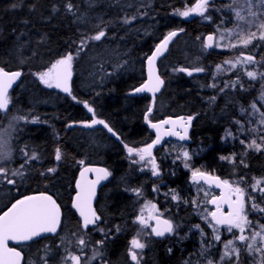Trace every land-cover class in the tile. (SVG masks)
Masks as SVG:
<instances>
[{
	"label": "snow or ice",
	"instance_id": "obj_1",
	"mask_svg": "<svg viewBox=\"0 0 264 264\" xmlns=\"http://www.w3.org/2000/svg\"><path fill=\"white\" fill-rule=\"evenodd\" d=\"M101 3L102 0H76V2L74 0H62V6L55 4L52 6L53 14L60 12L62 7L64 15L70 16L74 24L82 27L77 28L79 39L71 42L72 45H75L73 50L66 49L45 70L33 74L44 88L57 89L76 100L72 93V80L74 63L80 58L81 53L90 50V46L94 47L100 42L106 41L109 28L128 26L138 19H143L148 15V12L141 11V9L150 6L143 2L136 5L132 0H128L127 3H122V0H107V7L109 8L119 6L122 11L125 8H135V11L130 15L125 12L118 18L105 19L106 14H93V10ZM12 7H19V3L13 4ZM35 7L36 5L30 6V10H35ZM214 12L222 13L221 25L225 22V15H228L229 21L234 19L235 23L231 28H222L218 25L216 33L206 36L203 48L219 47L218 42L213 43L217 40V34L219 40L228 41L224 47L229 50L237 47L243 49H247L249 46L259 47L264 44V0H229L228 3L220 5H217L215 0H196V3L191 7H185L184 10L175 9L173 15L185 19L195 15L211 23ZM183 31L184 29L180 28L168 32L161 43L156 46L154 52L146 60L148 79L140 87L134 88L130 94L151 93L154 103L155 95L164 83L157 74L156 61L167 51L173 38ZM20 35H24V33ZM17 39L19 40V37ZM254 42L260 43L254 44ZM19 47L23 48V45ZM33 55H38V53L33 52ZM223 63L231 69L240 66L249 81H258L260 84L259 100L264 102V71L260 70L261 67H264V56L257 60L253 54L240 52L234 58L224 60ZM118 67H123V64L118 65ZM176 70L184 72L188 76H192L193 72L205 71L202 67L191 70L180 67ZM217 71H222L221 66H217ZM112 74L105 72V75ZM22 75V71L9 72L0 67V121H7L6 127L0 130V185L11 186L12 189L17 190L18 185L29 178L30 171L34 170L31 162L38 161L40 156L35 151L29 152L27 145H25L18 150L23 159L18 166L12 167L15 159L12 141L17 138L14 134L22 131L21 123H46L39 116L13 113L12 108L14 106L10 90ZM210 87H215V85H210ZM225 87L238 91H248L253 85L246 86L237 76L236 80L232 81L231 84H226ZM224 90V88L220 89L221 92ZM211 100L214 102L216 97H211ZM84 106L88 112L93 113V118L90 122H80L81 126L93 128L102 125L108 133L120 140V136L107 122L95 117L94 109L91 106L86 102ZM151 112L152 108L149 107L145 114V122L155 130V139L139 148L124 144V149L127 153L126 158L129 166L132 167L133 171L148 172L151 178H156L153 179L151 191L155 195H160L159 185L163 178V170L153 153V149L162 143L165 136H174L180 141H188L190 139L189 128L195 117L180 116L176 119L168 118L158 123H152L149 120ZM240 116L245 119H233L232 121L236 126L235 131L232 128H225L224 135L221 137L222 141L238 140L244 146V152L239 160L236 153L219 157L220 160L232 165L234 172L241 166L245 169L249 167L246 159L249 151L264 154V110H261L256 102H252L248 108L240 107ZM73 126V124L67 125V127ZM248 135L252 138H240ZM63 155L61 148L56 147L54 160L59 163L62 161ZM193 155L194 153L181 145L176 152L173 163L180 161L183 164V167L191 173V182L194 185L207 184L209 188L220 189L219 195H214L206 201L214 206L215 210L213 211L207 209L199 211L200 202L197 199L191 201L196 214L200 215L207 227L211 229L209 237L199 223L189 227V232L199 233L201 238L199 255L203 258V264H264V222H261L264 221V174L253 175L250 178L248 174H245L237 180L223 179L201 168H194L190 163ZM78 163L82 168L79 172V178L75 182L76 193L71 204L72 209L79 217L76 221V228L68 232L64 231L61 205L47 192L25 195L16 199L7 211L0 214V264H26L22 251L10 247V241L28 247L36 245L37 258L33 259L31 264H111L107 256V244L118 237L125 228L120 224H111L105 227L106 221L94 206V201L97 196V186L101 181L108 180L113 174L106 168L84 166L83 160L78 161ZM56 172L57 167L53 166L47 168L46 171L39 172V175L47 179L50 175L54 176ZM89 174H94L95 178H89ZM171 174L175 175V172ZM200 190L202 188L198 187L197 191ZM124 191L135 196L137 202L145 197L143 186L126 187ZM163 195L178 205L189 203V201L183 200L175 189L170 188ZM207 195L208 193L205 191V196ZM225 207L227 211H225ZM146 212L147 214H145ZM252 213L258 214L255 219L249 218ZM131 223L139 226L129 241L126 253L131 264H144L145 252L154 242L163 241L170 237L187 238V234L180 236L179 229L182 225L166 218L152 200H146L141 205ZM221 229L229 233L231 238L222 240ZM97 232L100 234L99 239H95L93 236V233ZM153 237L156 238V241H153ZM217 245H220L218 259L212 254V249L216 248ZM167 252L171 255L172 248L169 247ZM184 264H191V262L186 260Z\"/></svg>",
	"mask_w": 264,
	"mask_h": 264
},
{
	"label": "trees",
	"instance_id": "obj_2",
	"mask_svg": "<svg viewBox=\"0 0 264 264\" xmlns=\"http://www.w3.org/2000/svg\"><path fill=\"white\" fill-rule=\"evenodd\" d=\"M74 2H76V0H74ZM127 2L128 0H122V3ZM132 2L136 5L141 4V2L150 5L149 7L141 9V11L148 12V15L143 17V19H138L131 25L112 27V29L109 28L108 38L106 41H103L104 43L100 42L99 45L94 47L91 46L90 50L81 53L74 69L76 72L81 69L83 76L78 78L75 75L73 77L72 93L76 97V100H73L72 97L68 95L43 88L37 81L32 79L34 73L46 69L47 66L57 59L66 49L73 50L75 45H72L71 42L79 39V33L77 32L78 25L72 22L70 16L64 15L62 7L60 12L55 14L52 12V6L54 4L62 6V0H22V2L21 0H0V67L8 70L15 69L25 71V77L22 76L23 80L21 79L19 84L15 87L17 90L14 88L13 91L10 92L14 106L12 111L14 114L23 115L34 113L35 115L32 114L31 116L42 117V121H44V119L45 121L48 120L46 123L31 124L29 126L22 125L21 123L20 128L22 131L17 134V138L12 142L16 153L15 158H17V160L23 159L18 150L26 144L28 145V151L37 152L40 159L31 162L34 166V170L30 171L29 179H25L26 186L23 187L21 184L18 185V190L15 189L10 202L8 199V201L0 207V212L8 202L11 203L25 195L36 192H47L61 205L64 218L62 227L65 232H68L76 228L77 221L73 215H70L71 209L69 207V200L73 192V181L81 167L78 161L83 160L85 163L87 160L86 164H93L94 162V164L101 163L108 167L109 170L111 169L114 176L115 174H120L118 176L122 175V178L126 180L134 179V176L129 174L132 171V167L129 166L126 158L124 144L139 148L149 143L151 140V134L143 123V116L147 113V109L150 106V99L146 95L137 97L130 96V91L133 87L139 85L143 81L144 56L149 54L152 47L157 43V40L162 37L161 35L172 29H177L179 27L184 29L183 33L179 35L177 39L190 38L189 40H185V45L188 46L187 49L190 48V43L194 46V42H192L191 39L196 37L200 32L208 33L211 30L207 23L198 22L197 20H190L182 24H173L176 22L170 20L173 14L171 15L169 12L175 9L184 10L185 7L191 5L192 1L190 0H132ZM16 3H19V7L13 8L12 5ZM32 5H36L35 10H30V6ZM134 11L135 8H125L122 11L119 6L109 8L107 7V0H102V3L93 10V14H106V19H115L122 16L125 12L130 15ZM151 20L154 21H152L150 25L137 26L140 21L141 23L145 21L148 23ZM24 21H27V23H24ZM171 25L173 26L172 28H170ZM126 28H129V30L127 31ZM151 31H153V35ZM21 33H24V35H20ZM17 37H19V40ZM42 38L43 42L41 43ZM20 45H23V48H20ZM182 45L183 44H179L175 47L182 49ZM137 46H140V49ZM100 48L111 49L114 55L106 56L105 54L101 56L105 57V59H95L96 56H91V54H93L91 52ZM116 48L118 49L117 51ZM131 48L132 50H129ZM146 49L147 51H145ZM131 51L134 54L132 53L131 55ZM188 51L191 53L194 52L193 49H189ZM33 52L38 53V55H33ZM170 53L171 52H168L159 62L170 59V63L180 62L179 59L173 58L172 53ZM259 54H257L256 57H259ZM90 57H93V59ZM104 60H108V62ZM213 60L215 61L214 58ZM118 61L124 66L118 67ZM125 61L126 63H124ZM87 65H90L88 66L90 69L86 67ZM201 65L202 68L210 66L208 59H205V62ZM103 66H107V68ZM130 68H135L136 71L133 70V72H130ZM108 69L110 72L112 71V75H104L105 72L109 71ZM158 69L159 74L163 77L164 87L162 92L155 98L149 119L156 120L159 117L163 118L166 116L179 115L195 117L193 119V127L190 135L192 138L191 143L193 144L189 143L188 145H184L181 143H173L179 146L184 145L189 148H197V150L194 151L195 157L192 159L195 168H201L204 171L214 173L221 178L230 180H237L240 176L245 174H248L249 178L253 175L260 176L264 174V154H257L253 151H249L246 157L249 167L245 169L241 166L236 169L235 172L233 171L232 165L226 161L222 162V160L219 159L221 155L226 156L231 153H236L237 159L239 160L244 152V146L241 145L238 140L222 141L221 137L224 135L222 132L224 128H232L233 131H235L236 126L232 123L233 119H245L242 118L238 112L241 106L247 107L249 100L244 97L246 96L244 95L245 92L242 93L238 90H229L228 93H230V95L227 96L229 98H226L229 100L230 104L226 102L224 107L220 103H222V98L225 97L219 95L218 103H216V101V106L213 108L216 111L209 112L205 109L206 106L199 107V104L196 105L197 97L201 96L203 99L205 98L207 100L208 97L206 95L210 97L215 96L205 92L206 88L203 86L206 84H203L204 82L202 80L197 81V83L195 82V85L191 86L189 82L195 79L192 80V78H188L181 72H177L175 75H168L166 71H163L159 67ZM97 73H100V75H97ZM17 87H19V89ZM111 91H115L113 92L114 94ZM250 95H253L252 91H250ZM193 98H195L196 102L192 101ZM85 102L94 109L96 118L107 122L117 134L121 136L120 140H117L115 137L112 138L111 133H106L104 130L99 133L92 130L87 136H79L76 127L77 124L88 119V115L83 109ZM159 105H164V109H159ZM158 112H161L160 116H158ZM47 113H49V117H47ZM213 113L217 116L216 120L215 117L209 116ZM69 124H73L74 127H67ZM247 126L246 123V127ZM194 128L196 129L195 131ZM26 129L28 132L23 133ZM193 134L195 135L194 137ZM237 135H239V133H237ZM197 136L199 139H197ZM240 138L251 139L252 137L248 135L247 137L241 136ZM18 140H21V143H19ZM121 140L123 143H121ZM95 142H97L96 145L94 144ZM90 145H92V147ZM100 146L102 147L100 148L101 150L97 148ZM56 147H60L64 154L59 164L54 160V150ZM86 147H88V150ZM92 148H95L94 151H92ZM81 149L83 150L81 151ZM91 151L93 153L95 152L94 156L92 155L93 153L91 154ZM84 156H86V159ZM166 159L170 161V158ZM165 162L166 161H163V164ZM175 165L177 167L180 166L177 162ZM53 166L57 167V172L54 176L50 175L46 180L45 177L39 175V172L46 171L47 168ZM177 173L175 178H172L173 176L170 177L171 179L169 178L170 185L172 186H170V188L176 190V187L179 186L177 192L183 200L188 199L189 201V196L193 193L192 189L188 188L189 186L186 187L187 182L179 168H177ZM140 179L143 180V177H140ZM31 181H33V183ZM115 189H118V182H115L112 187V190ZM126 200L127 197H123L115 190L114 193L99 194L96 202L97 210L103 215L106 221L104 224L105 227L111 224H122L121 226L125 228L118 237L113 241H109L107 244L106 251L111 264L128 263L126 253L129 241L133 237L132 235L136 233V227L130 222V207L128 204L129 202ZM166 215L170 216L174 222L182 225L179 229L180 236L187 234V238L180 239L179 237H171L170 242L166 241L167 239L154 242L148 251H146L148 257L145 255L144 264H184L186 260L190 261L191 264H203V258L198 254L200 251L201 238L199 233L189 232V227L192 224L199 223L209 237L211 235V230L203 224L202 220V223H200L198 215L189 204L180 203L178 205L171 200ZM257 215L258 214L254 213L253 217L256 218ZM221 234L222 240H226L227 236L223 232H221ZM94 235H96V233H93V236ZM99 235L96 236V239L97 237L98 239L100 238ZM169 247L172 248L171 255L167 252ZM219 248L220 245H217L216 248L212 249V254L216 259L219 257ZM195 254L199 255V258L196 257Z\"/></svg>",
	"mask_w": 264,
	"mask_h": 264
},
{
	"label": "rangeland",
	"instance_id": "obj_3",
	"mask_svg": "<svg viewBox=\"0 0 264 264\" xmlns=\"http://www.w3.org/2000/svg\"><path fill=\"white\" fill-rule=\"evenodd\" d=\"M215 2H216L217 5H220L222 3H228L229 0H215ZM195 3H196V0H194L193 4L190 5V6H188V7L193 6ZM212 15H213L214 22H211V23L208 22V21L202 20L199 16H195V15L189 17L191 19L187 18V20L188 21H190V20H197L198 22H205V23H207L209 25V29L211 30L210 32L212 34L216 33V28H217L218 25H220L222 28H224V27L231 28V27H233V24L235 23V20L234 19L231 20V21H229L228 15H225V22H224L223 25H221L220 17L222 15V13H220V12H214ZM192 17H194V18H192ZM178 18L181 19V20H186L185 18H181L179 16H178ZM78 27H82V26L81 25H78ZM126 30H129V28H126ZM151 32H152V35H153L154 34L153 31H151ZM204 33L205 32H200L196 37H194L193 39H191V41L194 42V46L190 43V48L189 49H193L194 50L193 53L189 52L188 51L189 49H187L188 46L185 45V40H189L190 38H188V39L187 38H185V39L181 38V40L180 39L179 40L177 39L176 42L172 45V47H173L172 49L175 50V46H178L179 44H183L182 45L183 46V50H186V52L183 51V54L181 55L180 58L179 57H173L175 59L178 58L180 60V62H178V63H170L171 59L170 60H164V61H161V62L158 63L159 64L158 67L160 69H163V67L166 66L163 69V71L169 72L168 75H175L177 72H179L176 69H178L180 67H187L190 70L191 69H194V68H197V67H202L201 64L203 62H205V59H208V62L210 64V66H207L205 68H209V70L208 71H205V72H200L199 73L200 76L195 81L196 83H197L198 80H202L204 82L203 84H206L203 87L206 88V89H208V88L211 89L212 87H210V85H216L215 84V81H218L219 79H221V80H219L217 82L218 84H220L218 95H223L224 97H226V96H229L230 95V93H228V91L229 90L230 91L233 90L231 88L225 87L226 84H231V82L234 81V80H236L237 79V76H239L240 79H241V81L243 83H246L247 85H249V84H252L253 85V87H250L248 91H240L242 93L245 92L244 95H246V96H244V97L247 100H249L248 103H247V107H245V108H248V105L250 103L256 102L257 103V106L258 107H261V110H264V102H261L259 100V95H260V84H259V82L258 81H252V82L249 81L248 78H247V76L243 74V69H241L240 66H237L236 69H231V68H229L228 65H226V64L223 63L224 60H226V59H232L235 56H237L240 52H244L246 54H253V55H255V57L260 52V54H259L260 56L259 57H256L257 60H259L262 56H264V44H261L259 47L249 46V48H247V49H243V48L237 47L235 49L229 50L228 48H225L224 47V45H226L228 43V41H226V40H224V41L219 40V36L217 34V40L214 41L213 43L215 44V43L218 42L220 46L219 47H213L211 49H205V48H203V42H204L203 41V36H204ZM163 35H161V36H163ZM197 37H200V39H197ZM233 42H235V39H233ZM259 43L260 42H254V44H259ZM172 49H170V50L172 51ZM91 53H93V54H91V56H96L95 59H105V57H101V56H103L105 54H106V56H108V55H110V56L111 55H114V54H112V50L111 49H105V48L96 49L95 51L93 50ZM209 53H212L213 55H209ZM90 58L93 59V57H90ZM213 58L215 59V61L213 60ZM77 61H78V59L74 63V68L76 67ZM104 61H107L108 62V60H104ZM118 65H120V62H118ZM217 66H221L222 71H219L218 72L217 71ZM171 67H173V68H171ZM260 70L264 71V67H261ZM82 74L83 73H81V71L78 70V72H76L75 69H74V75L73 76L77 75V77L80 78L81 76H83ZM32 76H33L32 79H34L35 81L38 82V80L36 79V77L34 75H32ZM38 84H39V82H38ZM39 85H41V84H39ZM41 86L43 87V85H41ZM221 88H224L225 90L223 92H221L220 91ZM45 89H47V88H45ZM51 90H55V91L58 92L57 89H51ZM250 91H252V93H253L252 96L250 95ZM199 95H200V93H199ZM206 96L208 97V99H207L208 101L206 102L207 105H206L205 109H207V111H209V112H215L216 110L213 109L216 106L215 101L212 102L211 97L209 95H206ZM215 97H216V93H215ZM227 98H229V97H227ZM227 98H222V99H227ZM161 108L164 109V105H159V109H161ZM83 109L85 110L86 114L88 115V119L86 121H84V122H90V120L93 118V113L88 112V110H87V108L85 106H83ZM238 112L240 113V110H238ZM158 113H159L158 116H160L161 112H158ZM215 115L216 114L213 113V114H210L209 116L215 117V120H216L217 119V116H215ZM5 125H7V121L6 120L5 121H0V130H2L4 127H6ZM22 125L29 126L30 124H22ZM77 126L76 127H77V130H78L79 135H83V136L89 135L92 130L93 131L95 130L96 133H99L102 130H104L107 133V130L104 129L102 125H97V126H94L93 128H88V129H86L85 127L81 126V123L77 124ZM73 127H71V128H73ZM224 130H225V128L222 130L223 134H224ZM14 135L17 137V134H14ZM167 143L168 144L165 143L162 146L161 150L158 152V156L161 157V158L162 157L170 158V162L173 163V159L176 156V152H177V150H179V148H180L181 145L179 146V145L173 144L175 142H171V141H170V143L169 142H167ZM147 144H145V145H147ZM181 144H183V143H181ZM144 146H141V147H144ZM184 147L188 151H190L191 153H194V151L197 150V148H189L187 146H184ZM126 156H127V154H126ZM194 157H195V154L193 155V158ZM20 161H21V159H20ZM20 161L17 160V158H15L13 162H15L16 164L15 163H12V167L18 166V164L20 163ZM157 161H158V159H157ZM158 163H160V162L158 161ZM177 163H178V165H180V166L182 165L183 166V164L180 161H177ZM190 163L193 166L192 161ZM181 168H182L183 171H186L187 170V169L185 170L184 167H181ZM187 172H188V174H187V186H189L188 188H191L192 189V192H193L191 194V196H190L191 198L189 197L191 200L189 199V203L188 204L193 209V207L191 205V201L193 199H197L200 202V209H199V211H203L204 209H207L208 211H213L214 210V206L211 205V204H208L206 201L208 199H210L212 196L216 195V192L215 191H212V190H209V189H206V188L203 189L204 186H202V185H200V186L194 185L191 182V173L188 170H187ZM144 173H148V172H144ZM169 175H170V172H169ZM149 176H150V173H149V175H148L147 178H151ZM117 177L114 176L113 180L115 179L116 182H120L121 179H122V175H121V177H118V178ZM25 181L26 180H24L23 182L20 183L23 187L26 186L25 185L26 184ZM191 184H192V186H191ZM1 187H2V189H1ZM10 187L11 186L0 185V189H1L0 190V207L3 206L8 201V199H9V202H10L11 196L13 195V192L15 191V189H12ZM198 187L202 188V190L197 191V188ZM205 191H207V193H208L207 196H205ZM187 201H188V199H187ZM144 202H140V204L138 205L137 212H136V209H135V216H136V213H138L141 205ZM193 211H195V213H196V210L193 209ZM145 214H147V212ZM253 215H254V213H252L249 218L250 219H255L253 217ZM198 217L200 219V223L203 222V224L207 227V224L204 223V221L201 219L200 215H198ZM201 220H202V222H201ZM221 232H223L227 236V239H230L231 238V235L229 233H227L224 229H221ZM98 235H99V233L97 232V235H94L95 236L94 238H96V236H98ZM32 248H35V246H33ZM35 249L36 250H34L32 252V254L28 257L27 261L29 260V258H31V259L29 260V262H27V264H31V261L33 259H36L37 258L36 257L37 248H35ZM128 261L129 262L126 263V264H131V261L130 260H128Z\"/></svg>",
	"mask_w": 264,
	"mask_h": 264
},
{
	"label": "flooded vegetation",
	"instance_id": "obj_4",
	"mask_svg": "<svg viewBox=\"0 0 264 264\" xmlns=\"http://www.w3.org/2000/svg\"><path fill=\"white\" fill-rule=\"evenodd\" d=\"M190 1H192L191 2V5L193 4V2H194V0H190ZM173 12H174V10H172L171 12H169V14H173ZM175 16V18H170V19H172V21L174 22H176V24H178V23H180V24H182V23H184V22H187L188 20H179V18H178V16H176V15H174ZM178 20V21H177ZM179 28H182V27H179ZM172 30H174V29H172ZM179 35H181V34H179ZM178 35V36H179ZM178 38V37H177ZM177 38H176V40H177ZM175 40V41H176ZM171 49V48H170ZM169 49V50H170ZM209 55H212V54H210L209 53ZM203 64V63H202ZM189 69V68H188ZM204 69H205V71H208L209 70V68H205L204 67ZM204 71V72H205ZM185 76H187L188 78H192V80L193 79H195L194 81H196L197 80V78L200 76L199 75V73H197V72H195V75L193 74L192 76H188V75H186L185 74ZM219 80H221V79H219ZM218 80V81H219ZM199 81V80H198ZM218 81H215V87H212L211 89L210 88H208V89H206L205 90V92L207 93V94H213V95H215V93H216V100H215V102L216 103H218V99H219V95H218V93H219V87H220V84H218L217 82ZM209 86V85H208ZM150 120V119H149ZM156 120H159V118L158 119H156ZM155 120V121H156ZM151 122H153L154 120H150ZM143 123H144V126H145V115H144V117H143ZM192 127H193V120H192V123H191V129H190V132H189V136H190V134H191V130H192ZM151 134V133H150ZM151 140L149 141V143H151V141H152V139H153V135L151 134ZM190 139H191V137H190ZM192 141V140H191ZM190 141V142H191ZM168 142V141H167ZM167 142H165V143H167ZM148 143V144H149ZM164 143V144H165ZM163 144V145H164ZM187 144V143H186ZM163 145H161L160 147H156L155 149H153V153H154V155L157 157V159H158V161L161 163V168H162V170H163V177L165 178V180L163 179L162 181V183L160 182V189H161V194L160 195H155V194H153L152 193V191H151V189L150 188H152V183H153V179H156V178H148L147 179V177H148V175H149V173H141V172H139V171H131L130 173H131V176H134V179L133 180H126L125 178H122L121 179V181L120 182H118V189H115V190H117L123 197L125 196V197H127V200L126 201H128L129 203V207H130V213H129V217H130V220L132 221V219L135 217V209H136V212H137V210H138V205L140 204V202H144V201H146V200H152L154 203H156L157 204V206L159 207V209L164 213V215H165V217L167 218H169L170 216H168V215H166V213H167V210H168V205H170V202H171V199L169 198V197H165L164 195H163V193H165V192H167V190L169 191V188H170V181L169 180H167V179H169L170 177H172V176H174V175H172L171 174V172L170 171H172V172H175V175H177V169H175V168H179V170L182 172L183 170H182V168H181V166H179V167H177L174 163H171V162H169L168 160H166V162L164 163V165H163V161H165V159H166V157H162L163 158V160H162V158L161 157H159L158 156V152L160 151V149L162 148V146ZM160 148V149H159ZM168 162V163H167ZM166 164H167V166H166ZM171 164H173V165H171ZM87 165V164H86ZM99 165V164H98ZM170 167H169V166ZM173 166V167H172ZM103 167H105L104 165H103ZM133 167H135V166H133ZM170 169H169V168ZM168 168V169H167ZM171 168H173V170L171 169ZM106 169H108L109 170V168L108 167H106ZM165 169H166V171H165ZM110 171V170H109ZM112 172V171H111ZM169 172H170V175H169ZM129 173V174H130ZM184 175V177H186L187 176V174H188V172H186L185 173V171H183L182 172ZM113 174V173H112ZM137 174V175H136ZM185 174H186V176H185ZM119 174H115V176H118ZM130 176V177H131ZM136 176V177H135ZM146 178H145V177ZM139 178V177H143V180L141 179V180H139V179H135V178ZM112 178H114V175H112L111 176V178L109 177V179L99 188V190H98V195L99 194H103V193H108V194H110V193H114L115 192V190H112V187H113V185H114V183L116 182V180L114 179V181H112L113 179ZM167 178V179H166ZM110 179H112L111 181H110ZM186 179V182H187V177L185 178ZM74 181H75V179H74ZM74 181H73V185H74ZM139 181V182H138ZM164 181H166V182H164ZM134 183H136V184H134ZM164 183V184H163ZM73 185H72V190H73ZM147 185H149V186H147ZM124 186V187H123ZM139 186H143V188H144V191H145V197H144V199L143 200H140L139 202H137V199H136V197L135 196H133L131 193H129V192H126V191H124V188H126V187H132V188H134V187H139ZM166 186V187H165ZM168 186V187H167ZM148 188V189H147ZM162 188H163V190H162ZM123 189V190H122ZM108 190V191H107ZM149 190V191H148ZM164 190H166V191H164ZM107 191V192H106ZM73 192H74V190H73ZM73 192H72V194H73ZM125 192V193H124ZM216 192V195H217V191H215ZM37 193V192H36ZM98 195H97V197H98ZM72 196V195H71ZM70 199H71V197H70ZM97 199L98 198H96V201H95V204H94V206L96 207V202H97ZM14 202V201H13ZM13 202H11V203H7L4 207H3V209H2V211L3 210H5L10 204H12ZM69 203H70V200H69ZM69 207H70V209H71V206L69 205ZM137 207V208H136ZM62 210V209H61ZM215 210V209H214ZM1 211V212H2ZM0 212V213H1ZM70 215H73L75 218H76V220L78 221V219H77V217H76V215L74 214V212L72 211V209H71V212H70ZM136 215H137V213H136ZM132 216V217H131ZM171 219V218H170ZM63 221H64V218H63ZM130 221V222H131ZM136 228H135V230L137 231V229H138V225H135V224H133ZM51 239H54V238H51ZM153 239V241H155L156 240V238H152ZM170 240H171V237L170 238H168L166 241H168V242H170ZM33 246H35V248H37L36 247V245H32L31 247H28V246H26V245H21V246H17V247H15V248H17L18 250H21L22 251V254L24 255V257H25V262H26V264H27V262H29V260L31 259V258H29V260L27 261V259H28V257L32 254V252L34 251V250H36L35 248H32ZM146 251H148V249L146 250ZM145 255H146V252H145ZM147 257H148V254L146 255ZM145 258V257H144ZM127 259V261H128V257L126 258ZM129 262V261H128Z\"/></svg>",
	"mask_w": 264,
	"mask_h": 264
},
{
	"label": "bare ground",
	"instance_id": "obj_5",
	"mask_svg": "<svg viewBox=\"0 0 264 264\" xmlns=\"http://www.w3.org/2000/svg\"><path fill=\"white\" fill-rule=\"evenodd\" d=\"M171 15H172V14H171ZM173 16H174V15H173ZM173 16H172V18H175V16H174V17H173ZM105 17H106V16H105ZM106 18H107V17H106ZM106 18H105V19H106ZM192 18H194V17H192ZM198 18H199V17H198ZM189 19H191V18H189ZM170 20L172 21V19H170ZM186 20H187V19H186ZM152 21H154V20H151V21H149L148 23H147L146 21H145L146 23H145V22H142V23H141V21H140V22L137 24V26H138V27H141V26H147V25H150V23H151ZM177 21H178V20H177ZM173 24H176V23H173ZM173 24H172V25H173ZM172 25H171L170 28H172V27L174 26V25H173V26H172ZM175 26H176V25H175ZM111 29H112V28H111ZM127 31H128V30H127ZM109 32H110V30H109ZM111 32H112V31H111ZM110 34H111V33H110ZM177 37H179V36H177ZM155 39H156V38H155ZM131 40H132V39H131ZM107 41H108V40H107ZM127 41H128V40H127ZM157 41H158V40H157ZM112 42H113V41H112ZM125 42H126V41H125ZM128 42H130V41H128ZM128 42H127V43H128ZM133 42H134V41H133ZM133 42H132V43H133ZM102 43H104V42L102 41ZM113 43H114V42H113ZM116 43H117V42H116ZM119 43H120V41H119ZM123 43H124V42H123ZM123 43H122V44H123ZM132 43H131V44H132ZM110 44H111V43H110ZM120 44H121V43H120ZM131 44H130V45H131ZM150 44H151V43H150ZM107 45H108V44H107ZM117 45H118V44H117ZM130 45H129V46H130ZM147 45H148V44H147ZM153 45H154V44H153ZM153 45H152V46H153ZM105 46H106V45H105ZM124 46H125V45H124ZM134 46H135V43H134ZM112 47H113V46H112ZM112 47H111V48H112ZM115 47H116V46H115ZM118 47H119V46H118ZM118 47H117V48H118ZM121 47H123V46H121ZM137 47H138V46H137ZM117 48H116V51L118 50ZM126 48H128V47H126ZM138 48L140 49V46H139ZM144 48H145V47H144ZM146 48H147V47H146ZM172 48H173V47H171V49H172ZM141 49H142V48H141ZM17 50H18V48H17ZM125 50H126V49H125ZM129 50H132V48L129 49ZM19 51H20V50H19ZM19 51H18V52H19ZM138 51H141V50H138ZM138 51H137V53H138ZM143 51H144V50H143ZM145 51H147V49H146ZM170 51H171V50H170ZM170 51H168V52H170ZM172 51H173V52H172ZM172 51H171V53H172L173 57H179V58H180L181 55L183 54V51L186 52V50H183V48H182V49H178V48L176 49V47H175V50L172 49ZM114 52H115V51H114ZM118 52H119V51H118ZM125 52H126V51H125ZM127 52H128V51H127ZM141 52H142V51H141ZM122 53H123V52H122ZM129 53H130V52H129ZM132 53H133V52L131 51V55H132ZM137 53H136V54H137ZM147 53H148V52H147ZM133 54H134V53H133ZM143 54H144V53H143ZM145 54H146V53H145ZM125 55H126V54H125ZM127 55H128V54H127ZM137 55H139V54H137ZM116 56H117V55H116ZM118 56H119V55H118ZM122 56H123V54H122ZM145 56H146V55H145ZM145 56H144V58H145ZM128 57H129V56H128ZM128 57H127V58H128ZM135 57H136V56H135ZM135 57H134V58H135ZM206 57H207V56H206ZM115 58H116V57H115ZM120 58H121V57H120ZM129 58H130V57H129ZM140 59H141V58H140ZM177 59H178V58H177ZM101 60H102V59H101ZM113 61H114V60H113ZM105 62H106V61H105ZM116 62H117V61H116ZM118 62H119V61H118ZM175 63H176V62H175ZM158 65H159V64H158ZM163 65H164V64H163ZM88 66H90V65H87L86 67H88ZM103 67H105V66H103ZM162 67H163V66H162ZM162 67H161V68H162ZM165 67H166V66H165ZM165 67H163V69H164ZM169 67H170V66H169ZM175 67H176V66H175ZM80 68H83V67H80ZM88 68H89V67H88ZM105 68H107V66H106ZM128 68H129V66H128ZM171 68H173V67H171ZM18 69H20V68H18ZM78 69H79V67H78ZM89 69H90V68H89ZM89 69H88V71H89ZM163 69H162V70H163ZM7 70H8V69H7ZM83 70H84V69H83ZM104 70H105V69H104ZM108 70H109V69H108ZM133 70L136 71L135 68H134V69L130 68L129 71H130V72H133ZM158 70H159V69H158ZM19 71H21V70H19ZM79 71H81V69H79ZM86 71H87V70H86ZM127 71H128V70H127ZM22 72H23V75H22V76L25 77V71L22 70ZM77 72H78V71H77ZM89 72H90V71H89ZM107 72H110V70L107 71ZM111 72H112V71H111ZM81 73H83V72H81ZM167 73H169V72H167ZM77 74H78V73H77ZM98 74L100 75V73H97V75H98ZM82 75H83V74H82ZM104 75H105V74H104ZM194 75H195V74H194ZM76 76H77V75H76ZM160 76H161V75H160ZM73 77H74V76H73ZM162 78H163V77H162ZM24 79H25V78H24ZM92 79H93V78H92ZM95 79H96V78H95ZM22 80H23V79H22ZM26 80H27V79H26ZM72 81H73V80H72ZM90 81H92V80H90ZM90 81H89V82H90ZM104 81H105V80H104ZM163 81H164V80H163ZM93 82H94V81H93ZM72 83H73V82H72ZM102 83H103V82H102ZM95 84H96V83H95ZM189 84H190L191 86H194V85H195V81L189 82ZM189 84H188V85H189ZM99 86H100V85H99ZM113 86H114V85H113ZM72 87H73V85H72ZM17 88L19 89V87H17ZM20 88H21V87H20ZM99 88H100V87H99ZM104 88H105V87H104ZM15 89H16V88H15ZM130 89H131V88H130ZM16 90H17V89H16ZM12 91H13V90H12ZM108 91H109V90H108ZM116 91H117V90H116ZM15 92H16V91H15ZM93 92H94V91H93ZM97 92H98V91H97ZM97 92H96V93H97ZM111 92H112V91H111ZM113 92H115V91H113ZM113 92H112V93H113ZM13 94H14V93H13ZM109 94H110V93H109ZM113 94H114V93H113ZM16 95H17V94H16ZM97 95H98V94H97ZM108 97H109V96H108ZM110 97H112V96H110ZM113 97H114V96H113ZM135 97H137V96H135ZM226 97H227V96H226ZM226 97H225V98H226ZM133 98H134V97H133ZM195 98H196V97H195ZM195 98H193L192 101H193V102H196V101H197L198 103L196 102V105L199 104V107H200V106L205 107V106L207 105L206 102H207L208 100L203 99V98L200 96V97H197V99H196V101H195ZM12 99H13V98H12ZM111 100H114V99H111ZM108 101H109V100H108ZM24 102H25V101H24ZM226 102H229V100H228V99H222V103H220V104L224 107V104H226ZM16 103H17V102H16ZM112 103H113V101H112ZM229 104H230V102H229ZM23 105H24V104H23ZM23 108H24V107H23ZM12 110H13V108H12ZM40 110H41V109H40ZM44 110H45V109H44ZM46 110H47V109H46ZM147 110H148V109H147ZM48 111H49V109H48ZM46 112H47V111H46ZM36 113H37V112H36ZM32 114L35 115L34 113H32ZM32 114H31V115H32ZM44 114H45V113H44ZM47 117H49V113H47ZM143 117H144V116H143ZM41 118H42V117H41ZM43 118H44V117H43ZM45 118H46V117H45ZM159 119H160V117H159ZM44 121H45V119H44ZM46 121H48V120H46ZM5 123H6V122H5ZM1 124H2V123H1ZM22 124H23V123H22ZM30 125H31V124H30ZM5 126H6V125H5ZM33 126H34V125H33ZM202 126H203V125H202ZM1 127H2V126H1ZM34 127H35V126H34ZM77 127H78V126H77ZM23 128H24V127H23ZM32 128H33V127H32ZM32 128H31V129H32ZM37 128H38V126H37ZM86 129H88V128H86ZM2 130H3V129H2ZM34 130H35V129H34ZM195 130H196V129L194 128V131H195ZM30 131H31V130H30ZM82 131H83V130H82ZM26 132H28L27 129L24 130L23 133H26ZM35 132H36V131H35ZM37 132H38V131H37ZM198 132H199V131H198ZM193 133H194V132H193ZM34 134H35V133H34ZM195 134H196V133H195ZM198 134H199V133H198ZM201 134H202V133H201ZM55 135H56V134H55ZM58 135H59V134H58ZM190 135H191V134H190ZM199 135H200V134H199ZM202 135H203V134H202ZM79 136H80V135H79ZM194 136H195V135L193 134V137H194ZM58 137H59V136H58ZM80 137H81V136H80ZM120 137H121V136H120ZM151 137H152V136H151ZM56 138H57V137H56ZM102 138H103V137H102ZM112 138H113V137H112ZM54 139H55V136H54ZM191 139H192V138H191ZM197 139H199L198 136H197ZM197 139H196V140H197ZM202 139H203V138H202ZM57 140H58V139H57ZM114 140H115V139H114ZM194 140H195V139H194ZM194 140H193V141H194ZM15 141H16V140H15ZM18 141H19V140H18ZM24 141H25V140H24ZM112 141H113V140H112ZM121 141H122V140H121ZM197 141H198V140H197ZM97 142H98V141H97ZM97 142H95L94 144L96 145ZM101 142H102V141H101ZM113 142H116V141H113ZM117 142H118V141H117ZM14 143H15V142H14ZM19 143H21V140L19 141ZM88 143H89V141H88ZM90 143H92V142H90ZM99 143H100V142H99ZM118 143H119V142H118ZM169 143H170V142H169ZM176 143H177V142H176ZM190 143H191V142H190ZM17 144H18V143H17ZM17 144H16V145H17ZM86 144H87V143H86ZM166 144H168V143H166ZM191 144H193V143H191ZM194 144H195V143H194ZM16 145H15V146H16ZM25 145H26V144H25ZM187 145H188V144H187ZM27 146H28V145H27ZM79 146H80V145H79ZM84 146H85V145H84ZM90 146L92 147V145H90ZM90 146H88V147H90ZM103 146H104V145H103ZM88 147H86L87 150H88ZM93 147H94V146H93ZM159 147H160V146H159ZM35 148H36V147H35ZM77 148H80V147H77ZM97 148L100 149V148H102V147L100 146V147H97ZM97 148H96V149H97ZM105 148H106V144H105ZM105 148H104V149H105ZM92 149H93L92 151H94L95 148H92ZM159 149H160V148H159ZM17 150H18V149H17ZM77 150H78V149H77ZM82 150H83V149H81V151H82ZM84 150H86V149H84ZM100 150H101V149H100ZM155 150H156V149H155ZM160 150H161V149H160ZM89 151H90V150H89ZM92 151H91V154L93 153ZM97 151H99V150H97ZM38 152H40V151H38ZM83 152H84V151H83ZM85 152H88V151H85ZM99 152H100V151H99ZM81 153H82V152H81ZM15 154H16V153H15ZM17 154H19V153H17ZM79 154H80V152H79ZM82 154H83V153H82ZM85 154H86V153H85ZM85 154H84V155H85ZM87 154H88V153H87ZM91 154H90V155H91ZM94 154H95V152H94L92 155L94 156ZM97 154H99V153H97ZM97 154H96V155H97ZM126 154H127V153H126ZM86 156H87V155H86ZM86 156H84L85 159H86ZM16 157H17V155H16ZM82 157H83V156H82ZM18 158H19V157H18ZM162 160H163V158H162ZM166 160H167V159H165V161H166ZM19 161H20V160H19ZM60 162H61V161H60ZM86 162H87V160H86ZM86 162H85L84 164H86ZM90 162H91V161H90ZM90 162H89V163H90ZM99 162H100V161H99ZM169 162H170V161H169ZM222 162H223V161H222ZM13 163H15V162H13ZM91 163H92V162H91ZM94 163H95V162H94ZM94 163H93V164H94ZM97 163H98V162H97ZM162 163H163V162H162ZM167 163H168V162H167ZM194 163H195V162H194ZM15 164H16V163H15ZM50 164H51V163H50ZM58 164H59V163H58ZM103 164H104V163H103ZM198 164H199V163H198ZM53 165H54V164H53ZM79 165H80V164H79ZM97 165H98V164H97ZM99 165L103 166L101 163H100ZM163 165H164V164H163ZM171 165H173V164H171ZM199 165H200V164H199ZM199 165H198V166H199ZM11 166H12V165H11ZM164 166H165V165H164ZM166 166H167V164H166ZM168 166H169V165H168ZM14 167H15V166H14ZM76 167H77V166H76ZM79 167H80V166H79ZM169 167H170V166H169ZM169 167H168V168H169ZM172 167H173V166H172ZM181 167H183V166L181 165ZM45 168H46V167H45ZM58 168H59V167H58ZM63 168H64V167H63ZM63 168H62V169H63ZM105 168H106V166H105ZM168 168H167V169H168ZM39 169H40V168H39ZM169 169H170V168H169ZM171 169L173 170V168H171ZM175 169H177V168H175ZM110 170H111V169H110ZM180 170H181V169H180ZM185 170H186V169H185ZM111 171H112V170H111ZM132 171H133V170H132ZM165 171H166V169H165ZM123 172H124V171H123ZM170 172L172 173V171H170ZM182 172H183V171H182ZM186 172H187V170L185 171V173H186ZM120 173H121V172H120ZM131 173H132V172H131ZM131 173H130V175H131ZM31 174H32V173H31ZM113 174H114V173H113ZM126 174H127V173H126ZM146 174H147V173H146ZM177 174H178V173H177ZM116 175H117V174H116ZM119 175H120V174H119ZM136 175H137V174H136ZM183 175H184V174H183ZM185 176H186V174H185ZM40 177H41V176H40ZM116 177H117V176H116ZM118 177H121V176H118ZM118 177H117V178H118ZM123 177H124V176H123ZM135 177H136V176H135ZM144 177H145V176H144ZM149 177H151V176H149ZM176 177H177V176H176ZM186 177H187V176H186ZM186 177H185V178H186ZM30 178H31V177H30ZM110 178H111V177H110ZM145 178H146V177H145ZM172 178H175V175H174ZM28 179H29V178H28ZM47 179H48V178H47ZM47 179H46V180H47ZM112 179H113V178H112ZM112 179H110V181H111ZM132 179H133V178H132ZM137 179H138V178H137ZM149 179H150V178H149ZM151 179H152V178H151ZM163 179L165 180L164 177H163ZM163 179H162V180H163ZM166 179H167V178H166ZM170 179H171V178H170ZM170 179H167V180H170ZM41 180H42V179H41ZM139 180H141L140 177H139ZM181 180H182V179H181ZM183 180H184V177H183ZM112 181H114V180H112ZM185 181H186V179H185ZM31 182L33 183V181H31ZM49 182H50V181H49ZM138 182H139V181H138ZM162 182H163V181H161V183H162ZM164 182H166V181H164ZM174 182H175V181H174ZM183 182H184V181H183ZM183 182H182V184H183ZM28 183H29V181H28ZM32 183H31V184H32ZM180 183H181V182H180ZM180 183H179V184H180ZM184 183H185V182H184ZM189 183H190V182H189ZM134 184H136V183H134ZM152 184H153V183H152ZM163 184H164V183H163ZM176 184H177V183H176ZM179 184H178V185H179ZM25 185H26V184H25ZM27 185H28V184H27ZM174 185H175V184H174ZM147 186H149V185H147ZM175 186H176V185H175ZM186 186H187V184H186ZM191 186H192V184H191ZM123 187H124V186H123ZM149 187H150V186H149ZM165 187H166V186H165ZM167 187H168V186H167ZM171 187H172V186H171ZM178 187H179V186H177L176 188L178 189ZM180 187H182V186H180ZM183 188H184V187H183ZM183 188H182V189H183ZM192 188H193V187H192ZM1 189H2V187H1ZM124 189H125V188H124ZM147 189H148V188H147ZM150 189H152V188H150ZM177 189H176V191H177ZM122 190H123V189H122ZM162 190H163V188H162ZM107 191H108V190H107ZM107 191H106V192H107ZM148 191H149V190H148ZM164 191H166V190H164ZM167 192H168V190H167ZM124 193H125V192H124ZM198 194H199V193H198ZM198 194H197V195H198ZM97 195H98V194H97ZM98 196H99V195H98ZM188 196H189V195H188ZM198 196H199V195H198ZM189 197H190V196H189ZM200 197H201V196H200ZM200 197H199V198H200ZM204 197H205V196H204ZM97 198H98V197H97ZM190 198H191V197H190ZM190 200H191V199H190ZM125 214H126V212H125ZM121 215H123V214H121ZM164 216H165V215H164ZM125 217H126V216H125ZM127 217H128V215H127ZM131 217H132V216H131ZM167 218H168V217H167ZM169 218H170V217H169ZM121 225H122V224H121ZM96 235H97V233H96ZM99 236H100V235H99ZM132 236H134V235H132ZM94 237H95V236H94ZM129 238H130V237H129ZM95 239H96V238H95ZM97 239H98V237H97ZM129 240H130V239H129ZM198 254H199V253H198ZM195 255H196V257L199 256V255H197V254H195ZM198 258H199V257H198ZM198 258H197V259H198Z\"/></svg>",
	"mask_w": 264,
	"mask_h": 264
},
{
	"label": "water",
	"instance_id": "obj_6",
	"mask_svg": "<svg viewBox=\"0 0 264 264\" xmlns=\"http://www.w3.org/2000/svg\"><path fill=\"white\" fill-rule=\"evenodd\" d=\"M174 30H177V29H174ZM171 31H173V30H171ZM169 32H170V31H169ZM181 33H182V32H180L179 34H181ZM167 34H168V33H166V34H165V35H164V36H163V37H162V38L156 43V45L152 48V50L150 51V53H149V54L146 56V58L144 59V63H143V74H144V79H143V81H142L139 85H137V86L134 87V88L140 87V86H141V85H142V84L148 79V76H147V63H146L147 57L150 56V55L154 52L156 46H157L158 44L161 43V41L164 39V37H165ZM209 34H211V33H208V34L205 35V37H204V41H205L206 36L209 35ZM177 36H178V35H177ZM177 36L174 37L173 40L169 43L168 48H167V51H165V52L163 53V55H161V56L158 58V60L161 59L162 57H164V56L166 55V53L168 52L169 47H170L171 44L175 41V39L177 38ZM158 60L156 61V69H157V74L160 76L159 71H158V67H157V62H158ZM5 70H6V71H9V72H11V71H17V70H15V69H11V70H7V69H5ZM182 73H184V72H182ZM184 74H186V73H184ZM193 74H195V72H193ZM186 75H187V74H186ZM160 77H161V76H160ZM21 79H22V77L20 78V80L17 81L16 84L13 85V88L10 90V92H11V91H12V90H13V89L19 84V82L21 81ZM161 79H162V77H161ZM162 80H163V79H162ZM163 87H164V83H163V85H162L160 91L156 93L155 97H156L157 95H159V94L162 92ZM134 88H133V89H134ZM133 89L130 91V93H132ZM58 92H60V91L58 90ZM60 93H62V92H60ZM63 94H65V93H63ZM130 95H131V96H142V95H146V96H148L149 99H150V105H151V106L153 105V97H152V94H151V93L145 92V93H136V94H134V95H133V94H130ZM178 117H180V115H179V116H167V117H163V118H161V119H159V120L153 121L152 123H158V122H160V121H162V120H164V119H168V118L176 119V118H178ZM145 127H146V128L148 129V131L153 135V139H152V141H153V140L155 139V130L152 129L151 127H149V124L146 123V122H145ZM166 127H168V126H166ZM190 129H191V127L189 128V132H190ZM168 140H170V141H175V142H183V143H189V142H190V139H189L188 141H180V140H178V139H177L176 137H174V136H172V137L165 136V137L163 138L162 143H161L160 145H157V147L163 145V143L166 142V141H168ZM152 141H151V142H152ZM84 166L105 168V167L100 166V165H92V164L84 165ZM81 168H82V167H81ZM81 168L78 170L77 175H76V178H75V181H74V185H73V190H74V192H73V194H72V196H71V199H70V206H71V204H72L73 198H74L75 193H76L75 182H76V180L79 178V172L81 171ZM89 178L94 179V178H95V175H94V174H89ZM106 181H107V180H105V181H101V183L97 186V193H98L99 188H100V187H101ZM203 185L206 186L207 188H209V186H208L207 184H203ZM209 189L214 190V191H217V193H218L217 195H219V193H220V189H217V188H215V187H211V188H209ZM38 193H40V192H38ZM38 193H33V194H30V195H34V194H38ZM21 198H22V197H21ZM96 198H97V196H96ZM95 201H96V200H95ZM95 201H94V204H95ZM13 203H14V202H13ZM10 206H11V204H10L5 210H3L0 214H2L4 211H7V209H8ZM71 209H72V207H71ZM72 211H73L74 214L76 215L77 219H79L78 214L75 213V210L72 209ZM225 211H227V208H226V207H225ZM20 245H24V244H16V243L11 242V241L9 242V246H10V247H17V246H20Z\"/></svg>",
	"mask_w": 264,
	"mask_h": 264
}]
</instances>
